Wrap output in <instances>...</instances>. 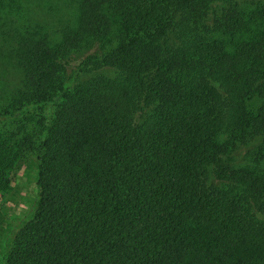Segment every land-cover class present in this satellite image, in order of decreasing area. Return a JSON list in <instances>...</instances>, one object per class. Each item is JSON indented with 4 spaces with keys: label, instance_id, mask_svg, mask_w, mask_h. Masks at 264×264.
Returning a JSON list of instances; mask_svg holds the SVG:
<instances>
[{
    "label": "trees",
    "instance_id": "1",
    "mask_svg": "<svg viewBox=\"0 0 264 264\" xmlns=\"http://www.w3.org/2000/svg\"><path fill=\"white\" fill-rule=\"evenodd\" d=\"M75 1L11 47L0 193L28 153L37 193L5 264H264V0Z\"/></svg>",
    "mask_w": 264,
    "mask_h": 264
},
{
    "label": "rangeland",
    "instance_id": "2",
    "mask_svg": "<svg viewBox=\"0 0 264 264\" xmlns=\"http://www.w3.org/2000/svg\"><path fill=\"white\" fill-rule=\"evenodd\" d=\"M76 10L75 0H15L0 12V104H3L12 90L20 85L22 77L11 54V47L17 35L28 27L51 31L60 21L73 18ZM32 114H29L28 119L5 121L0 124V129L15 127L16 137H21L22 125L26 128L34 126ZM44 122L48 123V118ZM36 165L35 154H25L12 187L7 192L0 193V264H5V236L20 221L36 196Z\"/></svg>",
    "mask_w": 264,
    "mask_h": 264
}]
</instances>
